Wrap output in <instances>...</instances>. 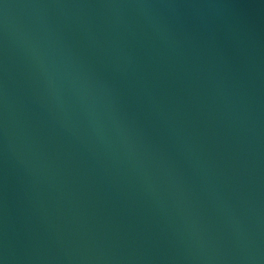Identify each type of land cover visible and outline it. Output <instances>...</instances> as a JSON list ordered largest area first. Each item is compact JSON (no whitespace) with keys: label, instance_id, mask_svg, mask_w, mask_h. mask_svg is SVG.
Wrapping results in <instances>:
<instances>
[{"label":"water","instance_id":"water-1","mask_svg":"<svg viewBox=\"0 0 264 264\" xmlns=\"http://www.w3.org/2000/svg\"><path fill=\"white\" fill-rule=\"evenodd\" d=\"M0 264H264V0H0Z\"/></svg>","mask_w":264,"mask_h":264}]
</instances>
